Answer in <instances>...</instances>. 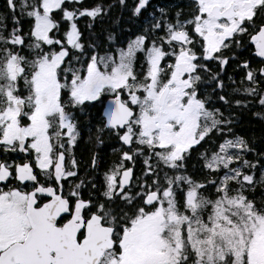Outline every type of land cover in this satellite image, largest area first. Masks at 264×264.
I'll return each mask as SVG.
<instances>
[{
    "label": "snow or ice",
    "instance_id": "snow-or-ice-1",
    "mask_svg": "<svg viewBox=\"0 0 264 264\" xmlns=\"http://www.w3.org/2000/svg\"><path fill=\"white\" fill-rule=\"evenodd\" d=\"M7 2L10 9H16L17 0ZM148 3L149 0H139L134 13L140 14ZM194 3L191 19H179L178 12L175 23L167 24V44L177 42L178 51H165L154 41L146 48L148 38L140 35L126 49L118 50V58L94 55L82 71L71 67V61L66 64V45L50 36L54 29H59L52 13L54 9L61 10L62 19L74 21L77 15L95 18L102 9L97 6L77 13L62 8L65 0H21V11L27 9L26 15L35 21L30 33L35 40L28 45L33 58L0 47V145L8 151L34 150L37 167L57 186L39 185L30 163L16 166L19 181H34L37 186L31 192L0 189V264H264V206L258 208L244 194L245 184L253 185L254 176L229 167L240 159L239 153L231 150L248 147L241 137L226 139L210 159L205 157L208 169L228 170L216 188L215 199L201 193L203 183L165 173L167 187H162L159 179L153 180L155 190L136 194L144 206L133 207L131 214L124 212L123 207L114 206L115 201L120 199L132 207L135 197L126 191L132 182V170L125 169L123 162L105 174L103 196L108 205L83 200L79 194L83 181L70 192V196L76 197L74 203L60 194L63 184L59 182L77 175L76 171L65 169L61 142L67 136L68 144L74 146L79 136L74 117L67 110L70 107L86 102L103 103L102 98L113 95L105 110L106 127L116 130L125 145H137L132 154L124 153L122 161L143 155L147 148L156 157L157 165H150L151 156L147 157L146 175L157 177L161 165L183 169L194 146L214 130L221 131L222 124L230 123L218 118L222 116L219 110H210L207 100L198 95V70L208 69L197 63L198 55L188 47L195 36L187 26L203 38V58L226 65L228 59L218 54L233 42L238 43L234 41L238 34L248 32L257 10H264V0ZM153 27L158 29L161 25ZM18 32L13 29L10 40L0 33V44L25 45V38ZM80 35L73 22L71 31L66 33V43L82 52ZM250 38L255 43L256 55L264 58V25ZM44 45H60V51L44 52ZM138 52L146 53L148 64L143 80L138 79L135 71ZM168 56L175 57L174 63L162 66ZM243 66L247 68L248 64ZM260 72L264 74V68ZM247 79L255 84V73L248 71ZM21 82L27 95L22 94ZM245 91L258 94L255 87ZM125 93L128 98L122 99ZM259 103L264 105V96ZM130 105L138 106V112ZM243 163L255 167L246 160ZM70 164L75 167L74 158ZM10 168L11 165L0 163V181L13 175ZM261 181L264 182V176ZM180 182L186 183L188 190L178 205L173 186L179 188ZM233 183L238 187L233 189ZM38 194H47L50 199L41 204ZM92 207L96 211L86 213Z\"/></svg>",
    "mask_w": 264,
    "mask_h": 264
},
{
    "label": "trees",
    "instance_id": "trees-1",
    "mask_svg": "<svg viewBox=\"0 0 264 264\" xmlns=\"http://www.w3.org/2000/svg\"><path fill=\"white\" fill-rule=\"evenodd\" d=\"M138 3L139 0H124L123 3L121 0H80V2L65 0L62 8L77 13L92 10L97 6L102 9L95 18L77 15L74 21L62 19L61 10L53 11L52 16L54 21L59 23V29H54L50 36L67 45L66 33L69 26L75 22L81 34L79 42L84 45L82 52L80 49H73L69 46L70 52L66 58V64L71 61L73 68L83 71L84 65L90 62L92 56L100 57L104 54H110L112 51L115 52L116 48L126 47L132 39L140 35L148 38L146 48L151 47V42L154 41L157 46H163L165 51L171 52L173 49L178 51L177 42L171 46L167 44V24L175 23L178 12L180 13L179 19H191L196 8L194 0H149L148 5L137 15L134 13V9ZM16 7L15 16L22 18L28 24V32H30L33 18L21 13L18 1ZM11 14L7 0H0V30L5 32L4 27H9ZM157 23L161 25V28L153 27ZM261 25H264V10L258 9L252 26L248 27V32L238 34L234 38V41H238V43L233 42L229 48L223 49L218 54L221 58L228 59L226 65H221L219 60L204 59L202 56L204 42L197 37L196 33L192 32L191 26H187L190 34L195 36L193 44L188 47H191L198 55L197 63L206 65L208 69V71L198 70V74L201 76L197 85L198 95L207 100V107L210 110H219L222 116L218 118L230 121V123L222 124L220 126L221 131L214 130L204 141L194 146L183 162L185 165L183 169L173 170L161 165L157 168L158 177L154 174H147L144 180L148 182V187L151 190L155 189L153 180L156 179H159L162 186L167 187L164 181L165 173L169 177L189 174L187 176L205 185L201 189L204 196L215 199L218 195L216 188L219 187L220 180L228 170L208 169L206 167L207 159H210L213 153L218 152L219 145L226 139L241 137L246 141L248 147L245 150H231L233 153H239L240 159L235 160L229 167L239 168L242 173L254 176L253 185L245 184L244 194L249 200L254 201L258 208L264 206V182L261 181V177L264 176V105L259 103L260 98L264 96V74L260 72V69L264 68V58L256 55L255 45L250 38L251 35L257 33ZM28 39V45L35 40L31 37ZM46 46L47 49L58 48V45ZM26 49L28 51L27 58L32 59V50L29 47ZM144 57L145 52H138L135 69H138L136 73L140 80H143L148 67ZM174 61V56L165 57L162 66L174 63ZM245 63L248 64L247 68L243 66ZM250 70L255 73V84L247 79V72ZM221 84L223 87H220ZM253 87L258 90L257 95H251L245 91V89ZM125 95L126 99L127 93ZM220 97H224L225 100H221ZM102 99L104 102L105 98ZM237 101L240 103L238 104ZM102 107L103 103L97 102L70 107L74 121H76L81 133L74 152L81 171L78 175L88 181L87 188L93 191L91 194L99 197L97 194L101 189L100 182L105 180V172H108L115 165H120L121 162H123V166L134 163L136 177L132 189L133 192H137L143 182L142 176L148 170V166L144 163L145 159L151 156L149 164L155 167L157 165L156 157L147 148H144L143 155H133L131 161H122L124 153L132 154L137 145H125L116 132L103 129ZM119 134L122 135L123 131L121 130ZM95 153L98 155L94 158ZM94 160L95 165L93 164ZM245 160L255 167L244 165L243 161ZM211 181H216V185L211 184ZM231 187L235 189L238 185L233 183ZM174 188L179 205L182 189L180 187ZM140 206H144L143 200H135L132 207L124 205L122 200L118 204V207H123V211L129 214L133 207Z\"/></svg>",
    "mask_w": 264,
    "mask_h": 264
},
{
    "label": "flooded vegetation",
    "instance_id": "flooded-vegetation-1",
    "mask_svg": "<svg viewBox=\"0 0 264 264\" xmlns=\"http://www.w3.org/2000/svg\"><path fill=\"white\" fill-rule=\"evenodd\" d=\"M16 9H17V7H16ZM10 10H11V13H12L11 16H13L14 21L13 22H9L10 27H9V29L7 31L4 32V31L0 30V33H2L5 37L9 38V40H10V36H11V33H12L10 28L18 29L19 30L18 34L23 36L25 38L26 42H25V45H12L9 42L7 45L0 44V47L6 46L9 49H11L13 51H18V52H20L21 55H24V56L27 57L28 51H27L26 47H28V42H29V39H28L29 38V36H28L29 27H27L28 24L26 22H24L22 20V18L20 19L19 17L15 16V10H12V9H10ZM1 26H2V24H1ZM31 31H32V29H31ZM31 31H30V33H31ZM254 45H255V43H254ZM21 91H22V94L27 95V90L23 88V82H21ZM105 99H104V102H103V107H104ZM103 107H102V111H101V115L103 117V129L105 131H111L113 133H115V132L117 133L116 130H111L108 127H106V119L103 116ZM133 108L135 109V107H133ZM67 110L71 112L70 108L67 109ZM135 112H136V110H135ZM24 122L27 123V120H25ZM74 122L76 123V121H74ZM77 131L79 132V136H78L77 141H76L74 146L68 144L67 136L63 137V139L61 141L64 144V149L63 150L65 151V169L66 170H74V171H76L77 175L73 176V177H68L66 180H62V181L59 182V183L63 184V190H62V193H60V194H62L63 196L67 197L69 199V201H70V204L74 203L75 200H76V197L70 196V192L75 190V185L81 184V182L83 181V184H82L81 188L79 189L80 197L83 200H85V201L91 200L93 205L98 204V203H105L106 205H108L109 202L103 196L104 191H106V179L103 182H100L101 189L98 191L99 194H97L99 197H95L93 194H91V193H93V191L92 190H88V188H87L88 181H86L85 178L80 177L78 175L81 171H80V168H79L78 160L74 156L75 147L77 146V143L79 142V139L81 137V133H80L78 125H77ZM120 132H121V130H120ZM97 155L98 154L95 153L94 154V158L97 157ZM72 158H74L75 161H76V165H75L74 168L70 164V160ZM0 163H5L7 165H11L10 171L13 172V175L10 176L8 180L0 181V189H2L3 191H8L9 189H21L22 191H25V192H31L32 190H34V188L37 186L36 182H34V181H23L22 182V181H19L16 178V175H17V173L15 172L16 166L22 165L24 163H30L31 164V166L33 168V172L37 176V180L39 181V185H42L44 187H49V186L56 187L57 186V182L55 180L45 178L43 176L42 172L37 167L36 162H35V152H34V150H32L30 152H22V151H19V150H17V151H8V150H6L5 146L0 145ZM124 168L125 169H129L130 168L132 170V182H131L130 186L126 189V191L128 192L129 195L133 196V194H135V196H134L135 199H134L133 202H135V200H138V201L142 200V198L140 196H136V194L137 193H146V192H142L141 191L142 188L146 187L144 182L141 183V185L139 187L140 189H138L137 192H133V189H132V187L134 185V179L136 177V170H135L134 163L131 164V165L125 166ZM146 172H147V170H146ZM145 173L143 174V176L146 175ZM118 180H119V177H118ZM93 185H95V184H93ZM49 199H50V197H48L47 194H38V202L41 203V204L48 202ZM120 201H121L120 199H117L115 201V205L114 206L118 207V204H119ZM85 211H86V213L89 212V211L95 212L96 208L92 207L90 209H86ZM65 218L67 219V217H65Z\"/></svg>",
    "mask_w": 264,
    "mask_h": 264
},
{
    "label": "rangeland",
    "instance_id": "rangeland-1",
    "mask_svg": "<svg viewBox=\"0 0 264 264\" xmlns=\"http://www.w3.org/2000/svg\"><path fill=\"white\" fill-rule=\"evenodd\" d=\"M20 3H21V0L19 1L18 0V5H19V10H21V8H20ZM54 10H56V9H54ZM53 10V11H54ZM21 13L22 14H26V9L24 10V11H21ZM16 17H18V16H16ZM33 18V17H32ZM14 21V18H13V16H10V21L9 22H13ZM34 18H33V23H32V30H33V28H34ZM9 27H10V24H9ZM9 27L7 28V26L6 27H4V30H8L9 29ZM10 30L11 31H13V28H10ZM68 31H71V25L69 26V29H68ZM67 31V32H68ZM28 36L29 37H31V38H33V39H35V37H32L31 35H30V32L28 33ZM197 37L199 38V39H202V42H203V38H201V37H199V35L197 34ZM67 38V37H66ZM135 39V38H134ZM134 39H132V40H134ZM131 40V41H132ZM130 41V42H131ZM66 45V44H65ZM69 46H71V45H66V47H67V49H68V51L70 52V49H69ZM44 48H43V51L44 52H48V51H60V45H58V48L56 49V48H54V49H52V48H48L47 49V46L46 45H44L43 46ZM72 47V46H71ZM127 47V46H126ZM126 47H123V49H126ZM150 48V47H149ZM119 49H121V48H116V51L115 52H111L110 54H104L103 56H105V55H114V56H116L117 58H118V50ZM138 54V53H137ZM67 58V57H66ZM144 60H145V63H146V65L148 66V64H147V60H146V53H145V57H144ZM90 63V62H89ZM86 66H87V64L86 65H84V68H86ZM72 67V66H71ZM138 69H135V71H137ZM139 94V93H138ZM125 95V94H124ZM124 95L122 96V99H125V97H124ZM109 96H111V95H107V97H109ZM126 96V95H125ZM106 97V98H107ZM128 98V97H127ZM126 98V99H127ZM64 99L65 100H67V96L65 95V97H64ZM86 103H88V102H86ZM94 103V102H93ZM97 103H99V102H97ZM130 106H135V105H130ZM136 108V110H138V106H136L135 107ZM72 113V112H71ZM158 151V150H157ZM218 151H219V149H218ZM119 166V165H118ZM117 166L115 165L114 167H112V168H110V170H109V172H105V174L106 173H111V171L112 170H114L115 168H116ZM125 167V166H124ZM148 171V170H147ZM104 174V175H105ZM180 175V174H179ZM187 175H189V174H186L185 176H187ZM146 176V175H145ZM145 176H142V181L144 182V184L146 185V187L145 188H142V192H148V191H151V189L148 187V182L147 181H145L144 179H145ZM189 177V176H188ZM142 182V183H143ZM143 184V185H144ZM162 186V185H161ZM162 187H166V186H162ZM173 187H175V185L173 186ZM179 187H180V189H182L181 190V192H180V197H181V201H179V202H182L183 201V199H184V197H185V195H186V192H187V190H188V186H187V184L186 185H184V183L183 182H180V184H179ZM93 189H95L94 187H93ZM150 189V190H149ZM152 190H155V189H152Z\"/></svg>",
    "mask_w": 264,
    "mask_h": 264
},
{
    "label": "water",
    "instance_id": "water-1",
    "mask_svg": "<svg viewBox=\"0 0 264 264\" xmlns=\"http://www.w3.org/2000/svg\"><path fill=\"white\" fill-rule=\"evenodd\" d=\"M114 99V96H109L104 103V107H103V116L106 119V125H107V117L105 115V110L109 107L110 102ZM132 107V106H130ZM133 108V107H132ZM133 110L135 111V109L133 108Z\"/></svg>",
    "mask_w": 264,
    "mask_h": 264
}]
</instances>
